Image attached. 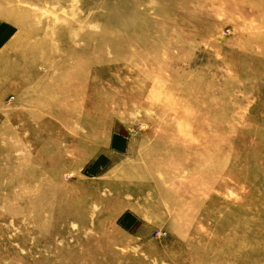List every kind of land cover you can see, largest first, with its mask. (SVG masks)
I'll return each mask as SVG.
<instances>
[{"label":"rangeland","instance_id":"rangeland-1","mask_svg":"<svg viewBox=\"0 0 264 264\" xmlns=\"http://www.w3.org/2000/svg\"><path fill=\"white\" fill-rule=\"evenodd\" d=\"M0 41V264H264V0H0Z\"/></svg>","mask_w":264,"mask_h":264},{"label":"crops","instance_id":"crops-1","mask_svg":"<svg viewBox=\"0 0 264 264\" xmlns=\"http://www.w3.org/2000/svg\"><path fill=\"white\" fill-rule=\"evenodd\" d=\"M8 43L0 41V121L2 115L12 107L13 100L21 92L16 69L12 68L8 55Z\"/></svg>","mask_w":264,"mask_h":264},{"label":"bare ground","instance_id":"bare-ground-1","mask_svg":"<svg viewBox=\"0 0 264 264\" xmlns=\"http://www.w3.org/2000/svg\"><path fill=\"white\" fill-rule=\"evenodd\" d=\"M145 71V70H144ZM97 91H99L98 90V88H97ZM181 99V98H180ZM183 102V101H182ZM185 103V102H184ZM107 105V104H106ZM185 105H187L186 103H185ZM98 106L99 107H102V106H105V104L104 103H101V102H99L98 103ZM193 105H191V107H192ZM193 108H194V106H193ZM192 110V109H191ZM177 111V110H176ZM188 112V115L186 116L185 115V117L181 120V122H183V124H184V132H190L189 130L191 129V125H190V121H188V120H194L195 119V117H196V114H195V112L194 111H187ZM175 113V112H174ZM193 113H194V115H193ZM173 114V113H172ZM187 114V113H186ZM175 116V115H174ZM193 118V119H192ZM177 120V119H176ZM179 121V120H178ZM176 123H177V121H176ZM174 125H179V123L178 124H174ZM197 127V126H196ZM195 127V128H196ZM198 130V129H197ZM177 131H178V129H177ZM181 132V131H180ZM191 136V135H190ZM202 145V144H201ZM185 147H186V145H185ZM191 149V148H190Z\"/></svg>","mask_w":264,"mask_h":264}]
</instances>
